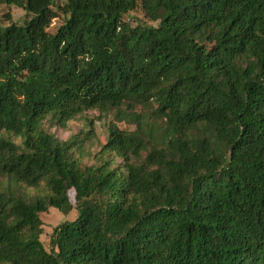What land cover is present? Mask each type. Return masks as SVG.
<instances>
[{
	"label": "trees",
	"instance_id": "trees-1",
	"mask_svg": "<svg viewBox=\"0 0 264 264\" xmlns=\"http://www.w3.org/2000/svg\"><path fill=\"white\" fill-rule=\"evenodd\" d=\"M12 7L0 264H264V0H0ZM90 111L113 121L83 164V141L53 129ZM49 209L77 216L45 248Z\"/></svg>",
	"mask_w": 264,
	"mask_h": 264
},
{
	"label": "rangeland",
	"instance_id": "rangeland-1",
	"mask_svg": "<svg viewBox=\"0 0 264 264\" xmlns=\"http://www.w3.org/2000/svg\"><path fill=\"white\" fill-rule=\"evenodd\" d=\"M6 13L10 14L12 23L20 24L25 18L24 12L18 8H0V20L3 22V15ZM135 16L139 19L142 18L140 13H136ZM63 18V16H60L57 19L53 20L48 31L50 33H55L57 28L62 24ZM89 121L93 124V131L89 137L85 138L83 132ZM111 121H113L112 115L105 116L104 114H99L97 111H90L85 112L81 118L70 123L68 130L63 131L57 128L53 129V132L55 133L56 137H58V139H60L61 141H66L70 137H76L78 141H83V151L78 154V156L81 158V162L83 164H91L94 161L93 155L99 150V144L105 142L106 128ZM117 126L122 130L127 128V126L124 124L117 123ZM14 141L17 144L19 143L18 140L14 139ZM69 199L72 206L74 207V192H69ZM76 216L77 215L75 211H72L67 216H64L54 209H49L47 213L42 214L40 216V219L43 224V235L41 237V241L45 248L48 247L49 237L52 233V230L66 221H73Z\"/></svg>",
	"mask_w": 264,
	"mask_h": 264
}]
</instances>
